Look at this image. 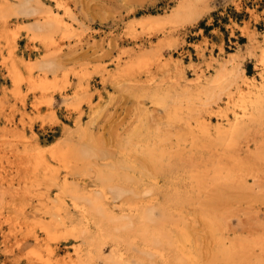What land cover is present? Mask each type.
<instances>
[{"label": "rangeland", "instance_id": "374dc122", "mask_svg": "<svg viewBox=\"0 0 264 264\" xmlns=\"http://www.w3.org/2000/svg\"><path fill=\"white\" fill-rule=\"evenodd\" d=\"M38 1L60 21L48 42L0 15V264H107L110 245L85 262L57 220L78 216L64 181L91 189L110 167L141 192L107 206L132 213L155 187L196 264H264V92L247 84L264 79V0H209L178 22L180 0ZM48 54L57 73L30 69ZM65 129L99 152L85 172L50 145Z\"/></svg>", "mask_w": 264, "mask_h": 264}, {"label": "bare ground", "instance_id": "6f19581e", "mask_svg": "<svg viewBox=\"0 0 264 264\" xmlns=\"http://www.w3.org/2000/svg\"><path fill=\"white\" fill-rule=\"evenodd\" d=\"M6 2L7 1H4L3 3ZM208 3L209 0H180L177 7L169 16V21L178 22L180 20L199 19V17L207 11ZM204 8L205 10H203ZM56 14V11H53L38 0H18L12 4H5L0 10L1 17L5 19L10 15H14V17L16 16L17 18L22 17L28 18L29 20L31 19L27 24V29L44 42L51 40V33L55 30L54 25L59 21ZM155 21L156 19H148L144 21V24H153ZM12 38H14V36H12ZM32 68H38L44 72L57 73L61 67L55 59L48 54L30 63V69ZM15 75L18 77L17 71H15ZM247 84H252V86L256 88L254 92H264V79L258 82L253 80ZM226 89L228 90L229 88ZM231 94L232 93H228V100L225 101L226 103L231 101ZM64 131V134L60 136L59 139H56L57 141L51 142L50 145L63 146L62 144H66L67 147L63 154L65 156H71V158L73 157L77 162L82 161L85 163H82L83 166L78 164L82 167L80 168L79 166V171L85 172L87 161L94 158H101L99 152L97 149L87 144L71 143L70 137L71 134L73 133L74 135L75 132H78V135L84 137L87 128L83 124L78 123L75 132L71 130L68 131V129ZM112 168L113 167L107 168V170L100 169L96 179L91 183V189L90 187L89 189L83 188L74 181L69 182L68 179L64 181L62 189L63 194L72 200L74 207L78 211V213H76L78 216L75 217L71 215L68 219H65L67 221L57 220V223L65 225L66 233L75 241L78 240L80 242L79 246L81 248L79 246L77 247L80 248V252H84V255H81V259H85V262L92 263L94 258L101 256L99 252L100 247L107 243V245L111 247V252L109 255L107 253L105 257L101 256L104 261L106 260L107 264H196V259H198V257L194 259L193 257L195 255L192 256L188 253L182 254L177 240L171 235V232H169V229L163 222L167 215H165L164 206V208L156 206L157 195L152 194L155 192H153L155 187L147 186L143 188L142 196H140V198L136 196V203H133L135 205L130 206V208L132 207V213L112 209V207L107 206L106 200L108 199L113 200L115 203H120V200L134 202L133 200L127 199L131 198L132 194L138 195L141 192V187L139 190L137 188L138 186L135 188L132 185L133 182L131 183L130 179L131 175L128 172H126L128 174L123 176L124 180L121 178L116 180ZM142 178L141 176V179ZM169 193L171 194V192ZM164 194H166V192ZM170 200L171 199H169V201ZM82 247H86L84 249L85 251ZM178 251L179 253L181 252V254H179ZM228 255L230 254L228 253ZM198 261L199 259L197 263Z\"/></svg>", "mask_w": 264, "mask_h": 264}]
</instances>
